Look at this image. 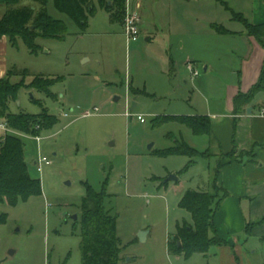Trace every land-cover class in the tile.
I'll use <instances>...</instances> for the list:
<instances>
[{
	"label": "rangeland",
	"instance_id": "rangeland-1",
	"mask_svg": "<svg viewBox=\"0 0 264 264\" xmlns=\"http://www.w3.org/2000/svg\"><path fill=\"white\" fill-rule=\"evenodd\" d=\"M92 2L96 12L81 33L54 0H47L48 15L66 29L64 38L38 39L36 55L20 40L7 51L9 66L20 73L9 83L22 87L15 99H8L9 112L29 113L37 120L44 109L58 122L50 129L37 126L33 133L8 128L22 140L28 172L40 180L42 194L15 206L0 203V213L6 215L0 224V259L2 264H81L80 201L90 185L110 195L104 203L117 219L124 247L121 264H196L194 257L177 260L169 254L166 239L179 225L192 223L180 202L188 189L202 186L207 161L198 157L188 165L186 156L160 152L172 146L179 131L199 150L204 140L178 123L158 124L166 120L163 115L190 113L191 108L207 112L210 102L221 105L223 86L235 79L231 69L236 63L229 38L213 27H242L232 13L253 22L264 0H127L130 12L139 17L135 41L126 39L125 19L112 21L97 0ZM22 5L38 8L31 0L16 6ZM6 9L0 4V19ZM185 54L212 60L208 72L200 60L198 75L179 66L173 74L171 58ZM37 82L53 98L35 90ZM86 111L91 114L84 116ZM215 161L211 158L210 165ZM170 175L177 181L162 185ZM211 186L202 191L214 194ZM139 231H146L145 240H139ZM248 258L264 264V241Z\"/></svg>",
	"mask_w": 264,
	"mask_h": 264
},
{
	"label": "trees",
	"instance_id": "trees-1",
	"mask_svg": "<svg viewBox=\"0 0 264 264\" xmlns=\"http://www.w3.org/2000/svg\"><path fill=\"white\" fill-rule=\"evenodd\" d=\"M21 1L23 0H0V4L7 8L0 19V37L5 36L11 47H16L20 40L31 54L36 55L40 51L38 39L62 40L64 38L66 29L61 20L48 15L47 0H31L38 4L37 9L30 5L16 6ZM97 2L99 8L107 12L112 21L122 23L126 14L127 0H97ZM54 6L74 21L81 33L86 31L89 17L96 12L92 0H54ZM232 14L233 19L236 16L237 21L242 23L245 33L254 37L258 44L264 47V23L253 24L241 14ZM215 30L218 33L228 32L221 25L215 27ZM17 72L15 67H10L6 77L0 78V119L7 128L20 133H33L37 126L50 129L58 120L44 109L39 113L37 120H34L29 113L9 112L8 99H15L17 92L22 88L20 85L9 83L11 76L20 74ZM21 73L27 75V69H23ZM32 87L45 93V86H42L40 82L33 84ZM50 87V85L47 86V90ZM261 93H264V63L256 83L247 92H240L234 97V113H243L253 99ZM46 95L51 96L50 93ZM163 116L166 120L158 125L175 122L188 128L194 136H210L211 134V121L206 115ZM172 143V146L164 149L160 154L186 156L189 159L188 165L195 163L198 157L211 159L215 156L210 150L199 151L175 137H172ZM239 159L234 149L218 156L211 186L214 194L193 189H188L184 193L180 207L190 214L192 223L179 225L177 231L169 235L167 243L169 254L189 258L195 253H206L211 245L224 243L215 235L213 217L220 201L227 193L216 186L215 178L224 165ZM166 183L163 181L162 185ZM41 194L40 180L32 178L28 172L22 140L8 132L0 134V203L15 206L19 202H25ZM109 197L110 195L103 190L95 191L90 185L86 186L85 195L80 201L81 264H121L124 259V247L121 246L117 236V219L104 203V199ZM5 221L6 215L0 213V224ZM255 224H264V218Z\"/></svg>",
	"mask_w": 264,
	"mask_h": 264
},
{
	"label": "crops",
	"instance_id": "crops-1",
	"mask_svg": "<svg viewBox=\"0 0 264 264\" xmlns=\"http://www.w3.org/2000/svg\"><path fill=\"white\" fill-rule=\"evenodd\" d=\"M137 5L141 7L139 3ZM251 23H264V8ZM215 26L214 32L229 38L230 54L236 63L231 69L234 71L235 79L224 84L223 97L220 99L222 103L218 108L212 107L208 101L207 112H198L191 108L190 113L173 114L209 117L211 134L200 136L204 140L202 150L190 145L182 137L181 131L175 138L185 141L199 151L210 150L215 155L212 157L216 160L213 165H210L209 158H204L207 161V170L202 186H198L196 190L210 186L220 154H226L233 149L236 153L243 149L249 151L239 160L224 165L215 178L216 186L227 193L220 201L213 217L215 235L224 243L211 245L206 253H195L189 258L199 260L196 264H253L248 254L254 253L258 245L264 241V224H255L264 218V93L257 95L243 113H234L233 100L238 93L247 92L258 80L264 63V47L259 45L254 37L245 33L243 25L235 29L221 25L228 31L226 33H218ZM9 46L8 39L5 36L0 37V78L6 76L10 67L7 61ZM200 60L191 54H185L183 58H171L170 68L173 74H178L179 70H176L178 66L181 70L186 69L185 63L190 62L196 68V63ZM201 61L205 63L204 72H208L212 60ZM190 78L195 77L192 78L190 75ZM132 104L133 107L136 105L135 102ZM248 108H251L250 114L247 113ZM178 258L184 257L176 256L177 260Z\"/></svg>",
	"mask_w": 264,
	"mask_h": 264
},
{
	"label": "built area",
	"instance_id": "built-area-1",
	"mask_svg": "<svg viewBox=\"0 0 264 264\" xmlns=\"http://www.w3.org/2000/svg\"><path fill=\"white\" fill-rule=\"evenodd\" d=\"M125 22H124V34L126 36L127 41H135L137 39V36L139 34V27H138V22H139V17H137V15L135 13L130 12L129 10V5L128 2H126V14H125ZM186 69L190 72V74L192 76H196L198 75V70L193 66L192 63H188V65H186ZM97 108H94L93 111H97ZM90 111H86L84 113V116H88L90 115ZM66 116V114H64ZM128 114L126 113V116ZM137 119L140 122H144V118L140 115L137 116ZM0 129L3 131V133L8 131L7 126L2 123L0 125ZM36 139H38L39 137H35ZM38 170H40V166H38Z\"/></svg>",
	"mask_w": 264,
	"mask_h": 264
},
{
	"label": "water",
	"instance_id": "water-1",
	"mask_svg": "<svg viewBox=\"0 0 264 264\" xmlns=\"http://www.w3.org/2000/svg\"><path fill=\"white\" fill-rule=\"evenodd\" d=\"M204 71L206 70V68L203 69ZM115 100H118V98H115ZM133 107V104L132 106ZM247 113L250 114L251 113V108H248L247 109ZM177 181V176L176 175H170L168 178L165 179V182H168V181ZM145 235H146V231H139L137 236L139 238L140 241H143L145 240Z\"/></svg>",
	"mask_w": 264,
	"mask_h": 264
}]
</instances>
